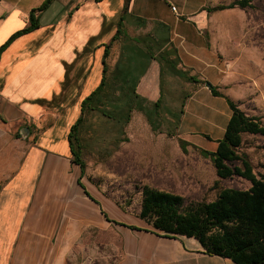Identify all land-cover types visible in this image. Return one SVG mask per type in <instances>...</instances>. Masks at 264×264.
<instances>
[{
    "label": "crops",
    "instance_id": "1",
    "mask_svg": "<svg viewBox=\"0 0 264 264\" xmlns=\"http://www.w3.org/2000/svg\"><path fill=\"white\" fill-rule=\"evenodd\" d=\"M45 1L0 0V47L31 14L37 23L0 53V264H69L90 243L113 251L110 264H235L107 197L69 133L102 82L118 99L160 107L182 79L191 92L175 132L214 152L232 115L221 51L238 32L221 21L245 13L208 12L235 0H52L38 11Z\"/></svg>",
    "mask_w": 264,
    "mask_h": 264
},
{
    "label": "rangeland",
    "instance_id": "2",
    "mask_svg": "<svg viewBox=\"0 0 264 264\" xmlns=\"http://www.w3.org/2000/svg\"><path fill=\"white\" fill-rule=\"evenodd\" d=\"M250 1L252 7L242 10L245 14H228L221 21L238 32L232 36V45L221 51L227 62L219 88L245 115L264 124V0ZM167 85L172 90L166 91L158 112L135 100L118 99L112 92L103 110L120 121L100 112L87 119L79 134L89 180L135 212L140 210L143 186L179 195L185 205L211 202L220 189H248L250 183L244 179L218 178L201 149L189 143L185 151L180 148V138L171 130L191 90L182 79ZM206 124L202 120L197 128L204 129ZM241 136L238 152L247 155L253 174L264 178V137ZM113 254L105 245L90 243L69 264H110Z\"/></svg>",
    "mask_w": 264,
    "mask_h": 264
},
{
    "label": "trees",
    "instance_id": "3",
    "mask_svg": "<svg viewBox=\"0 0 264 264\" xmlns=\"http://www.w3.org/2000/svg\"><path fill=\"white\" fill-rule=\"evenodd\" d=\"M51 1L46 0L38 11L45 9ZM250 3V0H235L228 5L209 8L208 12L234 8L245 10L252 7ZM36 26V20L31 14L29 25L13 34L0 47V53L12 40L28 33ZM186 80L194 79L189 77ZM209 89L213 96H222L215 87L210 85ZM109 95L110 92L102 82L97 90L82 102L81 115L70 129L69 141L73 146V156L80 164L83 173L86 163L81 158L82 145L79 132L83 130L87 119L96 113L100 112L107 119H116L103 110L109 103ZM227 104L232 115L222 139L214 152L200 150V154L211 162L218 178L238 177L248 181L250 187L246 190L220 189L211 202L185 205L179 195L143 186L138 217L165 236L194 238L201 245L203 253L207 255L229 259L235 264H264V178H257L252 172L247 155L238 152L242 144L241 135L264 137V124H261L256 117L245 115L231 100L227 99ZM147 106L158 112V103ZM139 109L142 110V107L139 106ZM116 120L120 121V118ZM177 123H174L175 127ZM175 127L171 131L174 132ZM179 145L185 151L188 143L180 139ZM233 163L240 165L232 166ZM217 185L215 182L214 187Z\"/></svg>",
    "mask_w": 264,
    "mask_h": 264
},
{
    "label": "water",
    "instance_id": "4",
    "mask_svg": "<svg viewBox=\"0 0 264 264\" xmlns=\"http://www.w3.org/2000/svg\"><path fill=\"white\" fill-rule=\"evenodd\" d=\"M206 86L209 87L210 85H209V84H206ZM28 133H29L28 128H21V129H20V132H19V134H20V136H21L22 138H26L27 135H28Z\"/></svg>",
    "mask_w": 264,
    "mask_h": 264
},
{
    "label": "built area",
    "instance_id": "5",
    "mask_svg": "<svg viewBox=\"0 0 264 264\" xmlns=\"http://www.w3.org/2000/svg\"><path fill=\"white\" fill-rule=\"evenodd\" d=\"M173 11H175V8H172Z\"/></svg>",
    "mask_w": 264,
    "mask_h": 264
}]
</instances>
